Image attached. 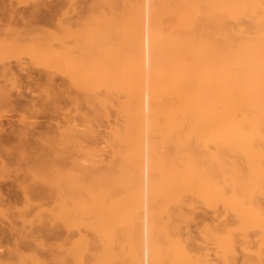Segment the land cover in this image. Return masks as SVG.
<instances>
[{
    "label": "rangeland",
    "instance_id": "1",
    "mask_svg": "<svg viewBox=\"0 0 264 264\" xmlns=\"http://www.w3.org/2000/svg\"><path fill=\"white\" fill-rule=\"evenodd\" d=\"M157 1L0 0V140L4 139V143L0 141V198L7 197L11 203L6 206L8 200L0 199V264H142L145 253L148 264H225L218 247L225 228L237 235L227 264H264V228L253 225L255 222L244 223L220 202L216 166L210 159L217 151L215 117L204 116L212 123L205 122L201 133L191 134L177 126L168 134L151 128L149 120L143 129L125 127L127 117L122 106L128 92L124 81L132 50L138 46L133 26L139 31V47L144 48L142 97L145 111L149 108L148 93L156 68L151 49L148 52L144 46L149 47L157 24ZM132 82L130 86L135 87ZM206 101L210 105L214 102L212 97ZM72 127L80 132L68 145L58 146L57 154L53 146L34 143L36 140L29 143L34 137L48 138ZM120 135L128 140L140 136L141 147L137 149L123 138V142L118 141ZM185 147L193 148L195 165L205 175L193 190L177 185L174 189L168 183L169 165L175 171L181 168L173 162L172 153ZM22 148H27L29 156ZM11 151L23 154L14 157L17 153L12 155ZM25 156L33 158L36 165ZM40 159L47 162L43 166L48 170L67 171L76 165L78 173L87 169L79 173L84 187H93L94 175L104 173L103 184L113 213L109 246L89 227L93 219L88 214L59 218L56 212L61 208L52 199L46 200L48 195L39 200L35 193L32 201L41 207L25 205V193L12 182L28 177L26 170L41 166ZM26 177L21 179L30 183ZM6 194H12L14 201ZM46 194L41 192V196ZM263 194L254 193L258 211L264 210ZM81 199L82 203L90 202L86 196ZM224 225L227 227L223 229ZM106 246L110 257L104 254ZM15 247H20L22 257L9 253Z\"/></svg>",
    "mask_w": 264,
    "mask_h": 264
},
{
    "label": "bare ground",
    "instance_id": "2",
    "mask_svg": "<svg viewBox=\"0 0 264 264\" xmlns=\"http://www.w3.org/2000/svg\"><path fill=\"white\" fill-rule=\"evenodd\" d=\"M157 2V10L154 8L156 10V13H154L156 14V20L155 18L153 19L157 21V24H155L151 33L149 47L144 46L147 51L151 49V53L154 56V58H151L154 59L156 68V72H153L155 80H153L154 83L150 90L151 94L148 93L151 97L150 102L148 101L150 104L147 112L143 104L142 89L144 87L141 80V59H143L142 50L144 48L139 47L141 40H139L137 33L138 28L136 26L131 28V31L136 33L137 41L135 39V42L138 46L136 50H132L131 61L128 64L130 70H127L126 80L124 81L126 83V92H128V99L122 106V110L127 117L125 127L143 129L144 123L149 120L152 125L147 123L146 126L150 125L151 128L154 126L155 130L161 128L165 132L167 131L168 134L174 131L173 129L177 128V126L182 127L183 130L186 128L189 133L192 131L201 133L205 122L210 121L212 123L210 119L205 121L206 118L204 119V116L215 117L213 119L215 124L213 122V125H215L217 130L215 138L217 151L210 159L214 160L216 166L214 172H216L219 184L215 185V187H218L216 190H218L220 202L224 209L229 210L231 208L235 215L244 223L247 221L255 222L253 225H260V227L264 228V210L258 211L253 200L255 192H261L262 194L264 192V0H159ZM135 20L134 23H137ZM131 82L136 86L134 87L133 85L131 87ZM52 83L55 84L53 81ZM208 97H212L214 100L211 105L208 103L209 101H206ZM198 118L201 123L197 120ZM78 131L80 132V130L72 127L65 133L58 132L48 138L40 135V141L37 137H32V141L27 142L31 144L36 140L34 143L47 144L49 147L51 146L50 148L53 146L55 148L54 152L57 154V152L59 153V147H62L64 143L73 141ZM119 138L118 141L120 142L122 138L125 139L121 135ZM140 139V136H137L134 139L125 140L130 144H134L138 149L139 142H141ZM177 140L175 141L177 142ZM0 141L4 143V139ZM74 141L76 142V138ZM182 141L184 142L183 139ZM122 144L121 146H123ZM20 148L18 147L19 151H17V148L14 149L20 153ZM25 149L27 148H22V152L25 154L26 151V155L29 156L27 150L30 147L27 150ZM16 151H11L10 153L13 152L12 155H14ZM35 152L37 151H34V157L37 156ZM193 153L192 147H185L183 150H177L176 153H172L174 154L173 158L176 159L173 162H178L181 168L179 169L180 171H175L177 169L174 164L175 169L169 165L167 169L169 178L166 176L169 179V186L174 187L177 185V187L181 186L190 190L199 186L200 180L205 175L200 167L195 165L197 163ZM17 155L18 153L14 157ZM20 155L18 156L20 157ZM41 155H43V158L45 157L44 154ZM27 156H25L26 159H29ZM2 157L4 159V155ZM32 159L29 160L35 164V160L33 161ZM45 160L49 161L51 159L45 157ZM43 161L39 160V163L42 164L41 166H38L36 161L38 167L32 166L33 168L30 169L29 166V170H26L29 172L27 181L31 180L30 183H25V180L21 179L27 175L21 178L16 177L19 181L15 178L16 180L12 182L15 183L14 185H20L19 188L23 190L22 194L25 193L23 195L26 204H23L27 207L28 205L29 207L30 205L31 207H41L40 203L38 205L33 203L32 200L35 197H31V195L33 196L34 193V195H39L40 197H37L39 200L40 198L42 200L43 196L46 198L45 196L48 195L46 200L52 199L54 204L61 208L56 212V216L59 218L64 214L73 218L79 214H88L93 219L89 223V227L104 241L105 245L109 246L110 240H112L110 227L113 213L111 212L109 198L105 190L107 188H104L103 184V180H105L104 173H94L96 180L91 179L95 181L93 183L95 185L89 188L84 187L86 184L82 185L81 181L84 179H79V173L84 174L87 169H82L78 173L75 168L76 165L67 171H61L56 168L48 170L43 166L47 162L44 163ZM162 162L161 164L165 161ZM165 165L163 164L162 166ZM98 168L96 167V169ZM160 168L162 167L159 166ZM163 170L166 169L163 168ZM161 173L163 172L161 171ZM143 174L146 175V172ZM14 185L10 184V187L14 188ZM18 186L15 188H18ZM259 187H262V189H259ZM174 189L176 188L174 187ZM255 189H258V192ZM21 190L19 189V191ZM44 191L47 194L41 196V192L44 194ZM13 195L15 196V192ZM13 195L9 194L7 196L12 198L14 197ZM85 196L90 199L89 203H82L81 200L83 199L81 198ZM6 198L4 200L0 199L3 202L8 200L10 203L9 198ZM12 199L13 202L14 198ZM9 203H6V206H11V203ZM224 227L227 226L224 225L223 229ZM227 229H224L223 236L221 235L219 237L221 239L218 240L219 252L225 264L230 260L228 252L234 248L237 236L234 235V231L232 232L228 229V232ZM226 231L227 234L225 233ZM107 246L104 254L110 257L109 249H106L109 248ZM20 252V247H15L13 250L9 249L11 255L17 254L22 257L19 254ZM145 254H143L145 257L141 258L142 264H148L146 258L148 255L147 253Z\"/></svg>",
    "mask_w": 264,
    "mask_h": 264
}]
</instances>
